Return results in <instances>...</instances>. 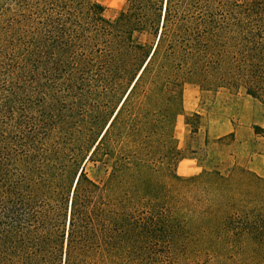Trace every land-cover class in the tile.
I'll use <instances>...</instances> for the list:
<instances>
[{
	"label": "trees",
	"instance_id": "16d2710c",
	"mask_svg": "<svg viewBox=\"0 0 264 264\" xmlns=\"http://www.w3.org/2000/svg\"><path fill=\"white\" fill-rule=\"evenodd\" d=\"M186 83L264 105V0H0V264H264V178L176 175Z\"/></svg>",
	"mask_w": 264,
	"mask_h": 264
},
{
	"label": "rangeland",
	"instance_id": "374dc122",
	"mask_svg": "<svg viewBox=\"0 0 264 264\" xmlns=\"http://www.w3.org/2000/svg\"><path fill=\"white\" fill-rule=\"evenodd\" d=\"M97 1L104 6V15L107 17H113L125 3V0ZM182 98L183 110L176 117L173 129L177 145L182 152L175 167L178 177L186 178L199 173L202 164L206 167L217 164L220 168L231 164L248 167V156L251 153L264 151V137L256 134L253 128V125H262L264 122V105L245 94L242 88L208 90L193 83H186ZM245 99L246 102H244ZM195 109L202 115L201 127L195 135L190 136V125L186 123V118L190 116V121L195 123L196 119L192 116L196 112ZM214 115L227 116L236 129L243 128L242 138L235 139L234 135L224 134L226 136L221 141H217V138L224 135L218 137L208 135V119ZM192 148H203L206 151L193 154ZM187 159L194 160L196 164L186 165ZM197 166L200 169L196 168ZM86 171L89 175H94V169L89 163L86 165Z\"/></svg>",
	"mask_w": 264,
	"mask_h": 264
},
{
	"label": "crops",
	"instance_id": "0c3cea01",
	"mask_svg": "<svg viewBox=\"0 0 264 264\" xmlns=\"http://www.w3.org/2000/svg\"><path fill=\"white\" fill-rule=\"evenodd\" d=\"M247 100L245 99L244 102ZM196 112H198L195 109ZM241 111V107H240ZM242 122H246L242 120ZM207 133L210 136H221L224 134H229L233 133L235 139H241L243 136V128L241 130H238L234 127V124L230 118L224 115H214L210 116L208 119V124H207ZM192 163L196 164L194 160L187 159L186 160V165H192ZM247 166L249 169L253 170L255 173L260 175L261 177L264 178V151L260 153H251L248 156L247 160ZM196 168L200 169L199 166Z\"/></svg>",
	"mask_w": 264,
	"mask_h": 264
},
{
	"label": "bare ground",
	"instance_id": "6f19581e",
	"mask_svg": "<svg viewBox=\"0 0 264 264\" xmlns=\"http://www.w3.org/2000/svg\"><path fill=\"white\" fill-rule=\"evenodd\" d=\"M187 105V104H186Z\"/></svg>",
	"mask_w": 264,
	"mask_h": 264
}]
</instances>
